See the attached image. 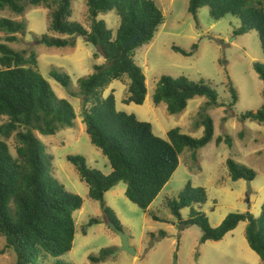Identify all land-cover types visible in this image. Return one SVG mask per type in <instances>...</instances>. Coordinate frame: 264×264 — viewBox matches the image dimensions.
<instances>
[{
  "label": "trees",
  "instance_id": "16d2710c",
  "mask_svg": "<svg viewBox=\"0 0 264 264\" xmlns=\"http://www.w3.org/2000/svg\"><path fill=\"white\" fill-rule=\"evenodd\" d=\"M86 3L94 22L90 32L78 22L69 20L72 0H24V3L20 0H0V10L9 7L22 13L27 4L55 5L51 12L50 30L70 37L83 36L88 43L100 47L106 62L95 64L92 73L80 77L76 90L71 87L69 75L57 70L50 75L72 97H86L81 110L82 121L91 143L107 157L111 172L106 175L88 167L81 155H68L67 159L87 183L89 197L99 201L107 219L123 231L124 226L105 201V193L122 181L126 184L127 198L142 210L149 211V206L179 166V158L185 148L191 149L195 155L197 149L213 139L214 122L211 116L204 117L201 137L181 132L177 126L167 132L165 139L154 133L149 121L138 119L134 113L118 110L114 91L107 96H104V91L113 81L128 76V95L123 103H144L147 96L146 76L135 63V49L152 40L164 16L154 0H86ZM204 6L209 8L210 16L215 20L227 15L238 18L241 24L233 30L236 36L255 30L264 55V0H189L188 11L197 20L198 10ZM109 11H115L120 16L115 34L106 28L103 20H96L100 13ZM0 30L10 34L6 36L8 41H15L17 37L13 34L24 32L26 23L0 18ZM139 32L142 36L124 47L126 40ZM41 41L50 47L75 45L74 38L46 34ZM197 47L196 43L191 50L172 46L175 51L187 56L192 55ZM0 53V115L7 117V121L0 124V235L6 240L5 250L2 251L10 250L15 254L14 264H38L47 259H53L52 264H69L59 257L73 247L76 233L73 213L82 207L83 200L54 178L52 156L44 151L35 131L53 135L60 128L72 127L77 115L72 103L67 98L58 97L42 76L34 51L26 54V50L18 51L2 43ZM253 66L264 83V63L257 61ZM229 84L232 101L228 106L234 109L239 95L232 82ZM195 96L207 97L210 106L219 104L217 91L204 79L191 81L184 76L163 74L154 90L153 101L156 105L165 102L170 114H178ZM239 118L241 121L264 124V104L256 111L241 113ZM14 132L18 142L15 153L7 142ZM223 140L231 146L233 138L218 136L216 143ZM226 164L232 180L252 181L255 178L252 168L232 158H228ZM206 201L204 187H193L187 183L178 198L168 200L167 205L183 226L197 224L200 227L201 243L219 241L241 221H246L247 243L264 264V203L258 217L250 211L232 212L213 227L206 214L194 207ZM185 207H190L188 219L181 216L180 211ZM152 215L154 219H160ZM100 222V218L91 217L86 227ZM114 250L113 247L102 248L98 255H89L88 264L104 261Z\"/></svg>",
  "mask_w": 264,
  "mask_h": 264
},
{
  "label": "rangeland",
  "instance_id": "374dc122",
  "mask_svg": "<svg viewBox=\"0 0 264 264\" xmlns=\"http://www.w3.org/2000/svg\"><path fill=\"white\" fill-rule=\"evenodd\" d=\"M161 10L164 21L158 27L150 42L135 49L134 60L145 76L147 96L143 104L123 103L128 95V76L113 81L104 91L107 96L114 91L118 110L134 113L138 119L149 121L156 135L167 138V132L180 127L181 132L201 137L206 115L214 122V137L195 155L189 148L180 155L179 166L159 195L144 211L125 195L126 184L122 181L108 190L105 195L107 205L114 211L124 226L130 245L136 250L131 254L120 250L121 236L108 226L109 220L99 201L88 195V185L80 178L76 167L67 159L68 155L85 157L88 167L109 174L111 167L106 156L91 143L81 116V99L72 97L50 74L60 72L69 75L71 87L76 90L78 79L94 71L95 64L106 59L99 46H94L85 37L54 32L49 29L51 12L55 5L33 6L27 4L22 13L6 7L0 10V18H9L26 23V30L14 33L15 41H8L10 35L0 30V44H8L15 50L34 51L39 62V71L50 83L56 95L67 98L74 106L76 119L72 127L60 128L53 135L38 131L44 151L52 156V174L68 191L78 194L82 207L74 211L76 233L72 249L59 259L69 264H88L89 255H98L105 247L115 250L98 264H263L259 255L252 250L245 237L247 222L241 221L232 231L219 241L200 242L202 231L197 224L183 226L171 212L168 200L177 199L180 191L191 183L202 186L207 192L205 204L194 207L203 211L211 226H218L232 212L250 211L258 217L264 203V124L257 121H241L239 116L246 111H256L264 104L263 86L259 74L254 69L255 62L264 63L260 39L255 30L242 35H234L240 20L232 15L215 20L207 6L201 7L197 20L188 11L189 0H154ZM24 3V0H20ZM70 21L81 24L87 31L93 27L86 0H72ZM96 20H103L106 28L115 34L120 16L115 11L100 13ZM74 38V46H47L42 36ZM192 55L175 51L172 46L191 50ZM97 54V57H95ZM1 55V53H0ZM1 68V66H0ZM184 76L191 81L204 79L218 93V105L207 104V97L195 96L189 100L187 108L178 114H170L165 102L156 105L153 93L161 75ZM239 95L234 109L228 105L232 101L230 84ZM7 117L0 115V124ZM231 136V146L224 140L219 144L216 138ZM10 149L15 153L17 139L15 132L7 138ZM228 158L253 169L255 178L232 180L226 164ZM183 219L189 218L190 207L181 209ZM160 217L156 220L152 214ZM91 217L102 222L86 227ZM85 230V232H84ZM164 232V234L162 233ZM6 240L0 235V264H14L15 254L5 250ZM3 252V253H2ZM56 259V258H55ZM52 264L53 259L43 263Z\"/></svg>",
  "mask_w": 264,
  "mask_h": 264
},
{
  "label": "water",
  "instance_id": "95a60500",
  "mask_svg": "<svg viewBox=\"0 0 264 264\" xmlns=\"http://www.w3.org/2000/svg\"><path fill=\"white\" fill-rule=\"evenodd\" d=\"M141 36H142V32H139V33L133 35L131 38L126 40V42L124 43V47H128L129 45L133 44ZM85 101H86V97H82L81 98L82 110L84 109ZM108 226L111 229H113L119 236H121L122 245L120 247V250H125L131 254H136V250L130 245V242H129L127 235L121 229L117 228L114 225V223L111 221L108 222Z\"/></svg>",
  "mask_w": 264,
  "mask_h": 264
}]
</instances>
